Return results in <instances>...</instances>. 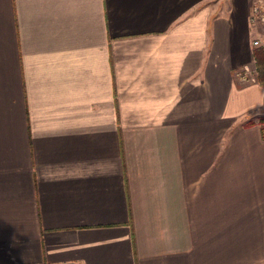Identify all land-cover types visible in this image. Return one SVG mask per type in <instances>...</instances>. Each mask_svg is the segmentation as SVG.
Wrapping results in <instances>:
<instances>
[{"label":"crops","instance_id":"crops-1","mask_svg":"<svg viewBox=\"0 0 264 264\" xmlns=\"http://www.w3.org/2000/svg\"><path fill=\"white\" fill-rule=\"evenodd\" d=\"M255 0H0V264H263Z\"/></svg>","mask_w":264,"mask_h":264},{"label":"rangeland","instance_id":"rangeland-1","mask_svg":"<svg viewBox=\"0 0 264 264\" xmlns=\"http://www.w3.org/2000/svg\"><path fill=\"white\" fill-rule=\"evenodd\" d=\"M253 5H255L261 12L264 13V0H255ZM253 37L252 40L257 39L258 43L253 44L252 48H263L264 49V23L261 21H252ZM249 76H253L257 80V71L255 65L251 67ZM257 122L260 123L262 129L264 130V111L259 115Z\"/></svg>","mask_w":264,"mask_h":264},{"label":"built area","instance_id":"built-area-1","mask_svg":"<svg viewBox=\"0 0 264 264\" xmlns=\"http://www.w3.org/2000/svg\"><path fill=\"white\" fill-rule=\"evenodd\" d=\"M251 21H261L264 23V13L261 12L255 5L252 6V11H251ZM253 44H257L258 40L254 39L252 41ZM251 67L248 65H244L240 70H239V76L245 80H251L254 81L255 78L253 76H249L248 73L250 71ZM264 264V263H263Z\"/></svg>","mask_w":264,"mask_h":264},{"label":"trees","instance_id":"trees-1","mask_svg":"<svg viewBox=\"0 0 264 264\" xmlns=\"http://www.w3.org/2000/svg\"><path fill=\"white\" fill-rule=\"evenodd\" d=\"M252 54L257 71V81L264 84V49L254 48Z\"/></svg>","mask_w":264,"mask_h":264}]
</instances>
